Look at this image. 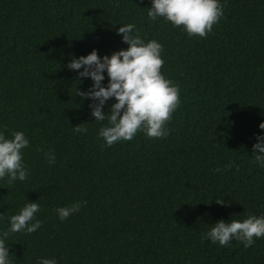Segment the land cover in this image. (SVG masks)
<instances>
[{
    "label": "trees",
    "instance_id": "trees-1",
    "mask_svg": "<svg viewBox=\"0 0 264 264\" xmlns=\"http://www.w3.org/2000/svg\"><path fill=\"white\" fill-rule=\"evenodd\" d=\"M221 3L201 37L150 20L151 0H0V131L29 139L26 179L0 180V228L27 201L42 220L10 233L13 264H264V236L245 248L201 235L219 218L264 214V169L251 162L264 132V0ZM129 22L161 43V72L179 84L180 104L166 137L138 131L107 146L97 135L107 119L96 121L75 93L92 80L67 63L126 48L116 29ZM79 123L86 132L73 130ZM230 161L239 167L225 169ZM76 201L85 203L60 220L55 209Z\"/></svg>",
    "mask_w": 264,
    "mask_h": 264
},
{
    "label": "clouds",
    "instance_id": "clouds-1",
    "mask_svg": "<svg viewBox=\"0 0 264 264\" xmlns=\"http://www.w3.org/2000/svg\"><path fill=\"white\" fill-rule=\"evenodd\" d=\"M146 15L150 20L163 18L174 27L182 26L187 35L206 36L212 31L214 23L223 15L221 0H151ZM117 33L127 43L126 48L114 50L111 54L98 55L95 48L87 54L71 58L67 63L69 70H76L78 77H89L92 84L86 90L75 89L81 98H89L91 115L96 121H104L97 135L104 144L111 146L122 140H131L138 131L148 137H166L169 129L166 123L180 104V86L166 78L161 72L164 59L161 55L162 45L156 39L145 40L134 23L119 24ZM107 74V83H102ZM114 98L109 105L107 117L104 105ZM258 127L264 130V120ZM76 132H86L82 123L76 124ZM29 139L22 130H13L10 136L0 131V180L6 178L8 183L23 181L28 175V168L23 160V149L28 147ZM48 163L55 162V152L44 153ZM251 162L264 169V132L255 134L252 144ZM230 161L225 169L233 167ZM237 168L238 165H235ZM215 171L222 169L217 167ZM224 204L223 198L215 199ZM83 201L55 209L60 220L73 212L79 211ZM40 205L27 201L18 211L8 217V226L0 228V264H13L9 251L10 233L36 231L42 220L35 218ZM236 215L232 216L235 217ZM207 238L220 246H227L235 239L245 248L255 242V238L264 236V214L249 213L243 218H219L203 232ZM36 264H57L55 257H38Z\"/></svg>",
    "mask_w": 264,
    "mask_h": 264
}]
</instances>
